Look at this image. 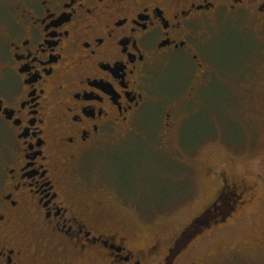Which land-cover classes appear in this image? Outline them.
Listing matches in <instances>:
<instances>
[{
    "label": "flooded vegetation",
    "instance_id": "1",
    "mask_svg": "<svg viewBox=\"0 0 264 264\" xmlns=\"http://www.w3.org/2000/svg\"><path fill=\"white\" fill-rule=\"evenodd\" d=\"M235 22L242 63H259L248 92L264 91V0H0V264H154L157 249L88 211L80 169L151 102L155 72L185 67L188 97L208 82L206 37ZM164 96L169 133L178 103ZM218 176L254 197L248 179Z\"/></svg>",
    "mask_w": 264,
    "mask_h": 264
},
{
    "label": "rangeland",
    "instance_id": "2",
    "mask_svg": "<svg viewBox=\"0 0 264 264\" xmlns=\"http://www.w3.org/2000/svg\"><path fill=\"white\" fill-rule=\"evenodd\" d=\"M239 25L229 23L224 33L206 37V50L211 56L205 65L211 77L208 82L204 79L193 84L199 88L194 95L187 96L191 83L185 77V67L177 65L155 72L148 92L151 102L137 111L136 119L117 141L89 155L80 169L81 182L87 181L82 188L92 189L91 197L81 200L89 204L88 211L94 216L99 214L108 225L130 231L133 249L148 248L159 240L154 264L180 239V224L187 219L179 215L183 203L180 197L186 200L196 194L182 193L184 177L207 176L216 182L211 185L214 188L221 182L219 172L225 170L230 177H243L255 185L254 203L262 199L264 91L248 92L246 79L251 74L260 76L259 63L256 59L242 63L251 45H243L246 41L240 38ZM173 57L179 63L183 58L179 54ZM161 92L178 103L173 112L178 124L169 133H165L169 119L165 118L166 99ZM178 93L181 97L175 96ZM209 106L218 111L219 118L214 119L201 143L188 152L183 143L199 129L186 114ZM157 192L172 193L175 202L145 217L144 210ZM233 216L226 225L213 224L205 229L207 235L189 241V246L178 252L177 264H264V225L258 217L252 219L246 204ZM237 241L239 251L234 252L232 244Z\"/></svg>",
    "mask_w": 264,
    "mask_h": 264
},
{
    "label": "snow or ice",
    "instance_id": "3",
    "mask_svg": "<svg viewBox=\"0 0 264 264\" xmlns=\"http://www.w3.org/2000/svg\"><path fill=\"white\" fill-rule=\"evenodd\" d=\"M2 101L3 97H0V102ZM186 115L192 118L199 129L198 134L186 138L183 143L184 149L192 152L201 143V140L209 134L213 127L214 119L219 118V113L215 108L209 106L207 109L195 108ZM9 168H11V165H9ZM158 183L163 184L165 181L159 180ZM215 183L214 180L209 179L207 176L193 175L183 178L181 184L182 193L188 195L195 192L196 194L186 200H184L183 196L180 197L183 203L181 204L179 215L187 216V219L180 224V239L176 241V247L164 253L168 264H172V257L176 256L181 249L189 246V241H194L201 238L202 235H207L206 228H210L213 224L226 225L228 218H235L233 214L237 211L236 205L238 201L242 206L248 205L252 219L254 220L258 217L261 224L264 225V189L261 190L262 199L258 203H254L252 195L242 200L243 193L237 195L234 189L225 192L226 181L224 186L216 185L214 188L211 187ZM52 192L53 195L56 194L55 189ZM174 202L175 198L172 193L157 192L153 195L151 205L145 208L144 216L150 218L153 211L171 207ZM3 220V213L0 212V221ZM262 231H264V228H262ZM238 243L239 241L232 244L234 252L239 251ZM158 247L159 240H154L148 245V249L151 252H155ZM81 250H83V246H81ZM33 251H36L35 245L33 246ZM136 264H139V260L136 261Z\"/></svg>",
    "mask_w": 264,
    "mask_h": 264
}]
</instances>
